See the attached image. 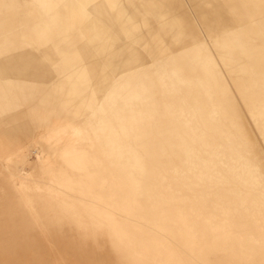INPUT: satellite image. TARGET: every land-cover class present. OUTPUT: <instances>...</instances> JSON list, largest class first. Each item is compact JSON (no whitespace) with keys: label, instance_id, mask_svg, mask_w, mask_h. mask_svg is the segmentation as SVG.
Here are the masks:
<instances>
[{"label":"rangeland","instance_id":"rangeland-1","mask_svg":"<svg viewBox=\"0 0 264 264\" xmlns=\"http://www.w3.org/2000/svg\"><path fill=\"white\" fill-rule=\"evenodd\" d=\"M174 1L151 19L139 3L154 81L116 98L95 80L94 102L56 130L0 142V264H264V0ZM118 4L130 23L132 3ZM76 32L61 65L83 63Z\"/></svg>","mask_w":264,"mask_h":264},{"label":"crops","instance_id":"crops-1","mask_svg":"<svg viewBox=\"0 0 264 264\" xmlns=\"http://www.w3.org/2000/svg\"><path fill=\"white\" fill-rule=\"evenodd\" d=\"M63 1L67 4L64 27L69 42L61 43L60 3ZM78 1L85 8L83 12L75 8L76 0H0V142L13 145L11 149L30 140L35 130H56L61 115L76 114V104L85 108L84 103L91 99L93 103L95 80L104 83L101 87L116 98L124 91L138 90L141 82L155 80V63L149 58H140V0H129L132 3L130 23L119 19L123 9L118 3L124 0ZM146 1L148 19L152 12H158L157 3L162 2L164 6L172 3V0ZM179 1L218 4L236 0ZM249 8L243 12H252V7ZM94 23L98 30H94ZM45 26L49 35L39 38V34L45 35ZM77 28L84 35L83 63L76 64L74 59L68 58L66 64L61 65L60 52H70L79 44ZM90 29L99 32L98 49L87 39L85 31ZM90 35L95 38L94 34ZM141 49L148 51L151 47L145 45ZM79 69L84 73L83 88L76 90V79L80 81L77 77ZM98 77L100 80L96 79ZM87 93L90 95L85 97Z\"/></svg>","mask_w":264,"mask_h":264},{"label":"bare ground","instance_id":"bare-ground-1","mask_svg":"<svg viewBox=\"0 0 264 264\" xmlns=\"http://www.w3.org/2000/svg\"><path fill=\"white\" fill-rule=\"evenodd\" d=\"M105 6V5H104ZM103 10V9H102ZM105 13V12H104ZM107 15V14H106ZM99 33V32H98ZM249 41L247 40L246 41V43H248ZM248 47V46H247ZM251 48V47H250ZM242 52V51H241ZM133 55V54H132ZM94 56V55H93ZM139 56V55H138ZM94 58V57H93ZM136 58V57H135ZM227 58H229V57H226V60H227V62H228V59ZM231 60H233V58L231 57ZM96 61V60H95ZM94 61V62H95ZM137 61H139V60H137ZM135 63V62H134ZM128 65V64H127ZM135 65V64H134ZM227 65V64H226ZM62 68V67H61ZM63 72V69H61V73ZM107 72V71H106ZM101 73V72H100ZM83 69H79V71H78V73H77V77H81V76H83ZM184 84V83H183ZM187 86H189V85H187ZM221 87V86H220ZM220 90V89H219ZM224 90V89H223ZM190 91H191V89H190ZM199 91V90H198ZM203 92H205V91H203ZM205 94H207V92L205 93ZM61 95H62V92H61ZM192 96H193V94H191ZM250 96V95H249ZM249 99V98H248ZM250 99H252V98H250ZM62 100V102H64L63 101V99H61ZM161 100V99H160ZM163 100V99H162ZM172 101H174V99L172 100ZM190 102V101H189ZM246 103V102H245ZM184 104V103H183ZM248 104H250V103H248ZM247 104V105H248ZM60 105H61V103H60ZM172 105V104H171ZM253 105V104H252ZM99 106H100V104H99ZM212 106V105H211ZM243 106V105H242ZM250 106V105H249ZM176 106H174V108H175ZM186 107H188V106H186ZM244 107V106H243ZM189 108V107H188ZM177 109V108H176ZM190 109V108H189ZM246 109V108H245ZM211 110H214V109H212L211 108ZM179 111V110H178ZM188 111V110H187ZM203 111V110H202ZM247 111V110H246ZM182 112V111H181ZM180 112V113H181ZM214 112H215V110H214ZM250 112V111H249ZM190 113V112H189ZM251 113H252V111H251ZM253 115H254V113H253ZM259 115V114H258ZM178 116L179 115H177L176 117L178 118ZM186 116V115H185ZM191 116V115H190ZM189 116V117H190ZM198 116V115H197ZM255 116V115H254ZM264 116V115H263ZM184 117V116H183ZM187 117V116H186ZM217 116H215V118H216ZM239 117V116H238ZM259 117V116H258ZM173 118V117H172ZM211 118V117H210ZM187 119V118H186ZM186 119H184V121L186 120ZM196 119V118H195ZM220 119V118H219ZM223 119V118H222ZM239 119V118H238ZM174 120H175V118H174ZM173 120V121H174ZM177 120H179V119H177ZM181 120H183V119H181ZM192 120V119H191ZM199 120V119H198ZM209 120V119H208ZM224 120H226V119H224ZM258 120V119H257ZM260 120V119H259ZM187 121V120H186ZM190 121V120H189ZM193 121V120H192ZM217 121V120H216ZM198 122V121H197ZM200 122V121H199ZM209 122V121H208ZM260 122V121H259ZM201 123V122H200ZM213 123H214V121H213ZM182 124V123H181ZM202 124V123H201ZM209 124V123H208ZM207 124V125H208ZM217 124V123H216ZM220 124V123H219ZM243 124V123H242ZM166 125V124H165ZM185 125V124H184ZM188 125V124H187ZM190 125V124H189ZM263 125V124H262ZM177 126V125H176ZM186 126V125H185ZM205 126V125H204ZM203 126V127H204ZM191 127H193V126H191ZM201 127V126H200ZM224 127V126H223ZM259 127H260V125H259ZM168 128V127H167ZM166 128V129H167ZM187 128V127H186ZM190 128V127H189ZM188 128V129H189ZM244 128V127H243ZM191 129V128H190ZM174 130H175V128H174ZM196 130V129H195ZM203 130V129H202ZM210 130H214V129H210ZM225 130V129H224ZM182 131V130H181ZM192 131V130H191ZM244 131V130H243ZM264 131V130H263ZM177 132H179V131H177ZM197 132V131H196ZM195 132V133H196ZM206 132H207V130H206ZM210 132V131H209ZM245 132H247V131H245ZM165 133V132H164ZM181 133V132H180ZM198 133V132H197ZM175 134V133H174ZM173 134V135H174ZM185 134V133H184ZM187 134V133H186ZM201 134V133H200ZM199 134V135H200ZM211 134V133H210ZM228 134H230V133H228ZM246 134H248V133H246ZM182 135V134H181ZM193 135V134H192ZM191 135V136H192ZM188 136H190V135H188ZM201 136H203V135H201ZM240 136V135H239ZM250 137H251V135H249ZM181 137V136H180ZM217 137V136H216ZM231 138H232V136H230ZM246 137V136H245ZM248 137V136H247ZM203 138V137H202ZM205 138V137H204ZM184 139V138H183ZM187 140H189V139H187ZM251 140V139H250ZM190 141H191V139H190ZM201 141H203V140H201ZM205 141H207L206 139H205ZM209 141V140H208ZM227 141V140H226ZM194 142V141H193ZM210 142V141H209ZM212 142V141H211ZM228 142H229V140H228ZM232 142V141H231ZM204 143H207L208 144V142H204ZM213 143H216V141L214 142L213 141ZM222 143V142H221ZM198 144H200V143H198ZM201 144H202V142H201ZM218 145V144H217ZM230 145V144H229ZM195 145H193V147H194ZM198 147L197 148H199V145H197ZM225 147V146H224ZM232 147V146H231ZM203 148H205V147H203ZM207 148V147H206ZM222 148H223V146H222ZM218 149H219V147H218ZM225 149V148H224ZM229 149V148H228ZM208 150H211V149H208ZM220 150V149H219ZM230 150V149H229ZM231 151H232V149H231ZM236 151V150H235ZM255 151V150H254ZM219 152V151H218ZM253 152V151H252ZM252 152H250V153H252ZM181 153V152H180ZM186 153V152H185ZM182 154V153H181ZM215 154V153H214ZM232 154V153H231ZM255 154V153H254ZM253 154V155H254ZM183 155V154H182ZM189 155V154H188ZM187 155V156H188ZM209 155V154H208ZM260 155V154H259ZM217 156V155H216ZM170 157V156H169ZM169 157H167V158H169ZM209 157H210V155H209ZM179 158V157H178ZM185 158H186V156H185ZM189 158V157H188ZM174 159V158H173ZM200 159V158H199ZM159 160V159H158ZM170 160H171V158H170ZM178 160V159H177ZM7 161V160H6ZM163 161V160H162ZM169 161V160H168ZM184 161V160H183ZM179 162L181 163V161L179 160ZM204 162H206V161H204ZM209 164V163H208ZM206 166V165H205ZM208 166H210V165H208ZM203 168V167H202ZM209 170V169H208Z\"/></svg>","mask_w":264,"mask_h":264}]
</instances>
